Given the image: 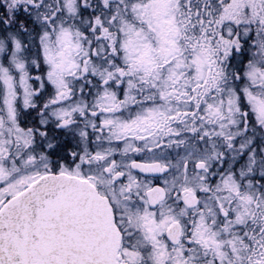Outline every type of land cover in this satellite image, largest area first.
I'll return each instance as SVG.
<instances>
[{"label":"snow or ice","instance_id":"6c2138e0","mask_svg":"<svg viewBox=\"0 0 264 264\" xmlns=\"http://www.w3.org/2000/svg\"><path fill=\"white\" fill-rule=\"evenodd\" d=\"M0 264H264V0H0Z\"/></svg>","mask_w":264,"mask_h":264}]
</instances>
